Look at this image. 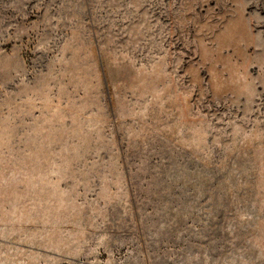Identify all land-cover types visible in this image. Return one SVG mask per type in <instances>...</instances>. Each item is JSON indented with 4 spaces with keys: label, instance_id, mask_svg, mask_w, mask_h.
<instances>
[{
    "label": "rangeland",
    "instance_id": "1",
    "mask_svg": "<svg viewBox=\"0 0 264 264\" xmlns=\"http://www.w3.org/2000/svg\"><path fill=\"white\" fill-rule=\"evenodd\" d=\"M0 264H264V0H0Z\"/></svg>",
    "mask_w": 264,
    "mask_h": 264
}]
</instances>
